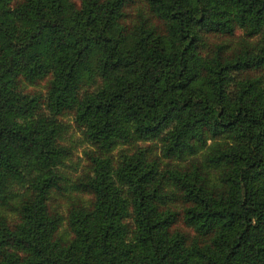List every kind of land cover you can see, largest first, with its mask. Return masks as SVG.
Masks as SVG:
<instances>
[{
  "label": "trees",
  "instance_id": "16d2710c",
  "mask_svg": "<svg viewBox=\"0 0 264 264\" xmlns=\"http://www.w3.org/2000/svg\"><path fill=\"white\" fill-rule=\"evenodd\" d=\"M0 264H264V0H0Z\"/></svg>",
  "mask_w": 264,
  "mask_h": 264
},
{
  "label": "rangeland",
  "instance_id": "374dc122",
  "mask_svg": "<svg viewBox=\"0 0 264 264\" xmlns=\"http://www.w3.org/2000/svg\"><path fill=\"white\" fill-rule=\"evenodd\" d=\"M78 0H75V2L77 3ZM234 36H232V38L230 40H228L230 42V45H232L231 43H233V41L235 40V38L240 34V31L238 29H235L234 31ZM227 40V39H226ZM217 41V39H216ZM223 41H225V39H223ZM210 42H214V40L211 38ZM234 47V46H232ZM45 81L42 80L40 82H38L37 85L34 86H28L26 87V89H24L25 91L28 92H34V93H39V92H43L45 90L46 87V83H44ZM62 120L66 123H68L69 127H68V133L72 132V139L73 142L71 143L72 148L70 150L71 152V160L72 162H76L79 163L78 167L76 168L75 172H72L70 176H76L75 174H79L80 172H82L83 170H87L86 168L84 169V165H87V161L85 160V156L82 155L83 151H86L87 149L85 148L84 144L78 143L75 141V139H77L76 137H78L79 133H76V130L73 128V124L71 121V116H65L62 118ZM74 132V133H73ZM146 144H136V145H132V146H145ZM154 150V147H152ZM132 147L131 146H119L116 149H114L111 153V156L113 158V160H115L117 158V155L119 152L121 151H131ZM156 151V149H155ZM88 199V195H67V196H63V197H59V196H51V198L49 199V202L47 203V208L49 211H56L59 214L62 215V221H61V225L60 228L62 229L63 226H65L66 220V214L67 211L69 209L70 206L74 205V203L80 204V203H84L85 200ZM175 208L177 209V213L180 215L181 214V209H179L178 206H175ZM178 215V217H179ZM18 218L16 217V215H10V217L7 218V222L9 224H15L17 223ZM176 227H178L180 230H188L186 229L182 224L180 220H177V222L174 224Z\"/></svg>",
  "mask_w": 264,
  "mask_h": 264
}]
</instances>
